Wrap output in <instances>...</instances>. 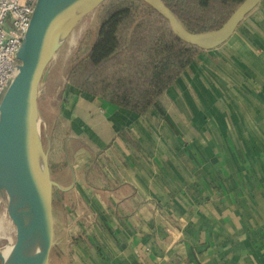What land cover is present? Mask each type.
Wrapping results in <instances>:
<instances>
[{"label": "crops", "instance_id": "1", "mask_svg": "<svg viewBox=\"0 0 264 264\" xmlns=\"http://www.w3.org/2000/svg\"><path fill=\"white\" fill-rule=\"evenodd\" d=\"M202 51L143 114L70 84L54 264H264V0Z\"/></svg>", "mask_w": 264, "mask_h": 264}, {"label": "water", "instance_id": "2", "mask_svg": "<svg viewBox=\"0 0 264 264\" xmlns=\"http://www.w3.org/2000/svg\"><path fill=\"white\" fill-rule=\"evenodd\" d=\"M103 1L37 0L34 6L17 51L19 63L0 98V199L14 228L10 247L0 249V264H51L58 242L53 190L72 189L76 177L70 166L67 186L51 175L39 98L59 49L77 23ZM143 1L168 20L179 38L208 49L226 40L258 0H243L221 26L202 32L186 29L163 0Z\"/></svg>", "mask_w": 264, "mask_h": 264}, {"label": "trees", "instance_id": "3", "mask_svg": "<svg viewBox=\"0 0 264 264\" xmlns=\"http://www.w3.org/2000/svg\"><path fill=\"white\" fill-rule=\"evenodd\" d=\"M163 1L186 29L202 32L221 26L243 0ZM201 51L175 35L168 20L143 0H105L96 8V23L74 46L66 78L106 103L143 114ZM57 164L61 166L58 171L54 169L56 162H49L51 175L67 186L70 168L65 160ZM59 192L73 208L69 192ZM75 239L78 237L68 242ZM62 255L59 251L57 257Z\"/></svg>", "mask_w": 264, "mask_h": 264}, {"label": "rangeland", "instance_id": "4", "mask_svg": "<svg viewBox=\"0 0 264 264\" xmlns=\"http://www.w3.org/2000/svg\"><path fill=\"white\" fill-rule=\"evenodd\" d=\"M95 23H96V9L90 12L89 14L85 15L77 23V25L75 26L69 37L67 38L66 42L59 49L56 57L52 61L46 84L39 98V104L42 111L41 112L42 132H43L42 142L44 143V146L48 148L49 162H56V167L54 168L56 171L60 170L61 168V166L57 163H62L64 160L65 162H67L68 167L70 166L71 168H73L71 163L72 153L78 154L82 151L79 148L80 143L75 141L70 142V139L68 140V133H70L72 127L74 126V123H71L70 121L71 118L70 113L69 112L65 113L64 106H66L67 103H70V101L76 102L77 99L75 98L78 95L74 94L71 91L72 87L70 86V83L67 81L66 72L74 46L81 38L84 31L87 28L93 26ZM202 52L203 51L199 52V55ZM199 55L194 61H196L199 58ZM87 150L91 156L92 152H90L89 149ZM98 158L100 157L98 156ZM67 192H69V194L71 195L70 191L67 190ZM70 195L68 197H70ZM72 196L74 198L73 194ZM67 200L68 198L64 200L61 197L59 190L57 188H54L53 190L54 220L55 217L59 218V220L61 219L60 204H63V202ZM4 207L5 206L3 204V200L0 199V249L5 251L8 247H10V244L14 240V228L6 215ZM70 218H71L70 213H65L64 219H62L63 224L66 225L67 222L70 224V222L73 221ZM66 239L67 237L64 238L62 237L61 239L60 237L57 238L58 242L53 246L51 253V262H50L51 264L55 263L59 251H63L62 257L65 259L67 253V248H66L67 243L68 246L70 245V243L67 241L68 239L67 240Z\"/></svg>", "mask_w": 264, "mask_h": 264}, {"label": "built area", "instance_id": "5", "mask_svg": "<svg viewBox=\"0 0 264 264\" xmlns=\"http://www.w3.org/2000/svg\"><path fill=\"white\" fill-rule=\"evenodd\" d=\"M37 0H0V98L19 63L17 51Z\"/></svg>", "mask_w": 264, "mask_h": 264}, {"label": "bare ground", "instance_id": "6", "mask_svg": "<svg viewBox=\"0 0 264 264\" xmlns=\"http://www.w3.org/2000/svg\"><path fill=\"white\" fill-rule=\"evenodd\" d=\"M12 79V78H11ZM11 79L7 82V84L5 85V88L8 86V84H9V82L11 81ZM5 88H4V90H5ZM3 90V91H4ZM3 93V92H2Z\"/></svg>", "mask_w": 264, "mask_h": 264}]
</instances>
